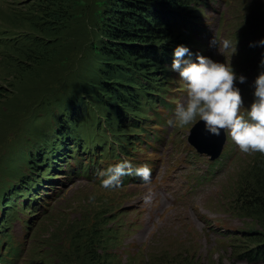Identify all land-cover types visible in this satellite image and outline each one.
Masks as SVG:
<instances>
[{
  "label": "rangeland",
  "instance_id": "obj_1",
  "mask_svg": "<svg viewBox=\"0 0 264 264\" xmlns=\"http://www.w3.org/2000/svg\"><path fill=\"white\" fill-rule=\"evenodd\" d=\"M196 1L186 16L193 24L175 37L193 59L199 53L245 75L237 86L250 108L264 71V46H250L264 38V0ZM106 2L62 0L66 10L54 22L50 0H0V253L9 241L19 249L0 264H264L242 258L249 245H264L245 238H264V205L247 207L239 194L264 173V155L240 152L227 136L212 161L188 141L194 124H160L186 96L170 64L156 76L163 99L145 101L137 123L122 126L113 111L107 119L111 107L96 95L111 74L98 50ZM216 35L237 40V51L210 47ZM65 123L77 139L55 142L48 154ZM118 157L148 165L151 184L129 175L118 188H101L99 173Z\"/></svg>",
  "mask_w": 264,
  "mask_h": 264
},
{
  "label": "trees",
  "instance_id": "obj_2",
  "mask_svg": "<svg viewBox=\"0 0 264 264\" xmlns=\"http://www.w3.org/2000/svg\"><path fill=\"white\" fill-rule=\"evenodd\" d=\"M61 1L50 0L53 7L46 13L54 22L59 21L60 16L66 10L61 6ZM193 2L197 1L107 0L103 18L99 24L101 35L98 50L107 59H110L106 64L111 74H103L104 78H101L97 83L99 90H96L97 94L95 93L106 106L109 103V107H111L107 112V119L113 118L112 114L116 113L122 126L126 123H137L139 120L137 111L141 109L145 101L150 102V99L154 101L155 97L163 99L154 91L159 87L156 86V82L159 80L156 78L157 72L161 67L172 63L174 49L179 45L175 32L181 26L186 25V22L193 24V20L186 17L190 11V4ZM190 29H194V27L190 26ZM169 106L170 104L166 107ZM73 109L79 112L78 105ZM70 115H72V111ZM159 121L160 124H164L166 118L161 117ZM67 124L65 123L64 128L56 133V138L54 137L52 142L49 140L48 154L53 152L55 142L61 141L60 146H63L64 143H68L69 138L70 140L77 139L68 129ZM141 128L145 130L144 126ZM137 135L135 134L134 137H138ZM148 137H150V133H148ZM122 152V155L128 154L129 150L124 148ZM117 159L121 161V157ZM37 165H41V163ZM32 167L36 169L34 166ZM108 167L110 166H107L106 169ZM79 169L78 173H88V170H83L84 168L80 167ZM128 178L129 176L123 177V179ZM26 183L29 184V180ZM22 187L27 186L22 185ZM243 188L244 190L239 192L242 194L240 199L247 207L252 205L251 201L253 200L255 201L254 205H264V173H260L257 182L246 183ZM250 234L261 240L260 243H264V238L261 237L262 232L246 233L248 237L245 238L251 237ZM14 245L9 241L5 248L6 254L0 253V262L8 261L9 258H6L5 255L10 257L18 254L19 249ZM247 248L248 250L245 249L246 253L244 252L242 258L264 262V245L262 248H258L257 245L251 249H249V245ZM1 249H3L2 239L0 240Z\"/></svg>",
  "mask_w": 264,
  "mask_h": 264
},
{
  "label": "clouds",
  "instance_id": "obj_3",
  "mask_svg": "<svg viewBox=\"0 0 264 264\" xmlns=\"http://www.w3.org/2000/svg\"><path fill=\"white\" fill-rule=\"evenodd\" d=\"M238 41L217 35L209 46L218 48L222 53L237 51ZM264 46V38L252 42L250 46ZM190 48L179 44L173 52L171 70L178 73L184 83L186 96L177 103L173 116L166 123L169 127L193 125L203 121L209 135L230 136L232 142L242 153H260L264 155V71L256 78L254 85V102L250 108L244 107L241 89L237 82L245 83L247 77L235 72L231 63H221L214 59L196 54L193 59ZM264 66V59L261 60ZM100 187L107 190L118 188L124 176H138L145 185L152 182V169L148 165L134 166L129 160H123L101 171ZM154 193L151 188L143 195L145 204L152 202ZM95 193L89 200L95 201Z\"/></svg>",
  "mask_w": 264,
  "mask_h": 264
},
{
  "label": "water",
  "instance_id": "obj_4",
  "mask_svg": "<svg viewBox=\"0 0 264 264\" xmlns=\"http://www.w3.org/2000/svg\"><path fill=\"white\" fill-rule=\"evenodd\" d=\"M188 141L200 154H206L215 161L220 158L224 150L227 136L223 131L219 137L209 135L205 131L204 122L198 121L191 128Z\"/></svg>",
  "mask_w": 264,
  "mask_h": 264
}]
</instances>
